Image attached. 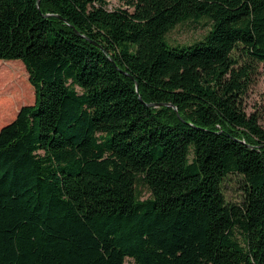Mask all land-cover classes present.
I'll use <instances>...</instances> for the list:
<instances>
[{
    "label": "trees",
    "instance_id": "obj_1",
    "mask_svg": "<svg viewBox=\"0 0 264 264\" xmlns=\"http://www.w3.org/2000/svg\"><path fill=\"white\" fill-rule=\"evenodd\" d=\"M120 1L0 0V264H264V0Z\"/></svg>",
    "mask_w": 264,
    "mask_h": 264
},
{
    "label": "rangeland",
    "instance_id": "obj_2",
    "mask_svg": "<svg viewBox=\"0 0 264 264\" xmlns=\"http://www.w3.org/2000/svg\"><path fill=\"white\" fill-rule=\"evenodd\" d=\"M109 2L112 9L126 8L120 0H109ZM209 29L210 23L206 19L187 21L173 29L167 35L166 39L171 45H190L201 40ZM9 62L18 63L12 67L19 73L22 83L29 87V92L28 97L22 99L21 95L19 96V93L16 92L15 95H17L14 97L13 89L9 90L10 86H7V84L2 87L6 88V90L0 89V129L7 125V123L13 121L22 106L34 104L35 102V91L29 83L26 67L19 60ZM6 64L7 62L0 60V74L5 69ZM1 80L0 82L2 83ZM243 108L248 115H257L260 120V125L264 129V65H261L259 72L254 77L252 84L244 96ZM142 191L146 194V197L149 196L146 189H142ZM223 191L228 202H240L239 177L230 175L223 183Z\"/></svg>",
    "mask_w": 264,
    "mask_h": 264
},
{
    "label": "water",
    "instance_id": "obj_3",
    "mask_svg": "<svg viewBox=\"0 0 264 264\" xmlns=\"http://www.w3.org/2000/svg\"><path fill=\"white\" fill-rule=\"evenodd\" d=\"M58 18H61L60 16H57ZM150 106H152V107H157L158 105H156V104H152V105H150Z\"/></svg>",
    "mask_w": 264,
    "mask_h": 264
}]
</instances>
